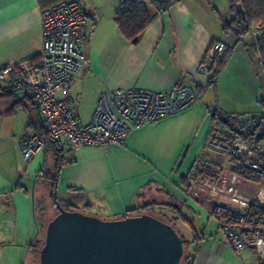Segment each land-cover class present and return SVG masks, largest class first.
<instances>
[{"label":"crops","instance_id":"obj_1","mask_svg":"<svg viewBox=\"0 0 264 264\" xmlns=\"http://www.w3.org/2000/svg\"><path fill=\"white\" fill-rule=\"evenodd\" d=\"M67 1L79 4L88 23L81 48L89 67L75 74L69 93L81 123L90 120L99 93L107 88L157 92L188 85L198 98L131 129L122 145L70 151L47 143L26 163L21 139L30 129L41 130L36 101L5 96L0 90V264H27L39 236L37 189L48 188L50 196L53 186L47 177L56 171L57 199L101 219L135 215L144 206L161 209L171 219L172 211L164 207L185 208L188 218L183 214V223L190 225L192 240L185 244L181 264H260L253 249L236 255L209 212L184 195L199 157L222 158L206 148L214 123L210 110L241 118L260 112L264 74L244 42L222 31L214 13L225 11L227 0H178L154 15L135 42L125 39L114 22L120 0ZM41 41L37 0H0V67L35 66ZM215 41L231 52L213 84L197 68Z\"/></svg>","mask_w":264,"mask_h":264},{"label":"built area","instance_id":"obj_2","mask_svg":"<svg viewBox=\"0 0 264 264\" xmlns=\"http://www.w3.org/2000/svg\"><path fill=\"white\" fill-rule=\"evenodd\" d=\"M87 26L76 1H58L42 11L39 62L31 67L23 63L0 67V90L14 97H33L44 128V134L28 130L22 137L20 151L26 163L46 141L70 151L122 145L131 129L175 113L198 98L188 85L157 92L107 88L99 93L90 120L81 123L69 93L75 74L89 67L81 48ZM224 49L222 42L211 43L197 73L211 79L214 60ZM206 148L222 158L199 157L184 195L208 205L205 209L236 255L250 248L264 264V149L221 127L211 128Z\"/></svg>","mask_w":264,"mask_h":264},{"label":"water","instance_id":"obj_3","mask_svg":"<svg viewBox=\"0 0 264 264\" xmlns=\"http://www.w3.org/2000/svg\"><path fill=\"white\" fill-rule=\"evenodd\" d=\"M39 249V264H181L182 236L151 215L101 219L56 203Z\"/></svg>","mask_w":264,"mask_h":264},{"label":"trees","instance_id":"obj_4","mask_svg":"<svg viewBox=\"0 0 264 264\" xmlns=\"http://www.w3.org/2000/svg\"><path fill=\"white\" fill-rule=\"evenodd\" d=\"M58 1L61 0H37V3L43 11L45 8ZM177 1L178 0H120L119 7L116 10L113 19L121 35L129 41L135 42L138 35L148 26L154 15L168 11V9ZM227 3L228 6L225 11L219 12L217 10H214V13L220 23L222 31L225 34L232 35L237 41L244 42L248 53L256 63V68H258L259 66L261 68L262 74H264V28H262V31L258 33L254 38L251 37L247 39V36L249 35L253 27L258 28L260 24H264V0H227ZM151 8L153 9V12L150 11ZM230 52V49L226 48L223 51L222 55L218 59L216 58L214 60L212 68V77L211 79H209L210 83L213 82L214 84L215 79L226 64ZM2 94L12 98H19L14 97L8 93ZM197 94L199 93L197 92ZM26 97L28 98L31 96H23L22 98ZM257 104L260 108V112L258 114H254L249 118H241L239 115L237 116L226 114L217 108H212L210 110L212 120L214 121L212 128L221 127L230 130L234 132L238 137L249 141L255 147L264 149V85H262L261 94L257 100ZM32 131L40 135L44 134L42 121L41 130ZM47 143H54L58 145V147H60V145L54 141H46L45 145ZM57 164L59 163L57 162ZM56 176L57 171L55 175H53V177H50V175H48L47 177L49 178L53 186V189L50 190L51 202L55 206L58 202L59 205L66 210L80 211L77 209V207L63 203L57 199L54 189ZM191 176H189V178ZM198 204H200L204 208L209 209L208 205H206V203L204 202H198ZM164 208H170L173 214L170 219L172 222L170 221L167 223L173 226L172 223L174 219H180L183 222H186V219L184 218L183 214L177 208ZM149 209L150 207L144 206L140 209L134 210L133 214L139 215L140 213ZM183 243L185 248L186 242L184 241V239ZM42 244L43 240L41 239L40 241L37 238L36 242L33 245V249L40 248Z\"/></svg>","mask_w":264,"mask_h":264},{"label":"rangeland","instance_id":"obj_5","mask_svg":"<svg viewBox=\"0 0 264 264\" xmlns=\"http://www.w3.org/2000/svg\"><path fill=\"white\" fill-rule=\"evenodd\" d=\"M262 28H264V24H260L258 28L253 27L251 32L247 36V39L251 37L253 38V36H251L253 32H255L256 35L260 33L262 31ZM257 109L259 110V108L256 107L254 112L258 111ZM83 119H85V117ZM37 190H38L37 191L38 199H37V207H36V216L38 218V222L40 226V233H39L38 240L41 241V239L43 240V237H44V232H45V227H46L47 222L51 220L57 214L58 210H57V207L51 202L48 188H45L44 186H40L39 189ZM181 212L182 214H184V216L188 218L187 216L188 211L185 208ZM146 213L151 214L165 222L171 221L170 215L165 214L164 211L161 209H156V210L154 208L149 209L146 211ZM211 223H215V221L212 219ZM172 224H174L173 226L176 228L180 236H182V238L186 242L185 244H190V241L192 240V234L190 232V229H191L190 225L188 223H183V221L182 220L180 221V219H174ZM40 248L33 249L27 261V264H39V249Z\"/></svg>","mask_w":264,"mask_h":264}]
</instances>
